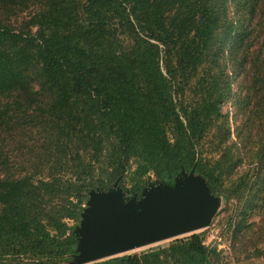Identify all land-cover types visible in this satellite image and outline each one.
<instances>
[{"label": "trees", "instance_id": "1", "mask_svg": "<svg viewBox=\"0 0 264 264\" xmlns=\"http://www.w3.org/2000/svg\"><path fill=\"white\" fill-rule=\"evenodd\" d=\"M192 170L245 214L264 189V0H0V264L75 260L91 190ZM205 240L88 264H227Z\"/></svg>", "mask_w": 264, "mask_h": 264}, {"label": "water", "instance_id": "2", "mask_svg": "<svg viewBox=\"0 0 264 264\" xmlns=\"http://www.w3.org/2000/svg\"><path fill=\"white\" fill-rule=\"evenodd\" d=\"M219 203L194 170L174 185L144 187L140 198L126 199L117 185L110 191L91 190L75 229L79 254L72 264H88L207 228Z\"/></svg>", "mask_w": 264, "mask_h": 264}, {"label": "rangeland", "instance_id": "3", "mask_svg": "<svg viewBox=\"0 0 264 264\" xmlns=\"http://www.w3.org/2000/svg\"><path fill=\"white\" fill-rule=\"evenodd\" d=\"M28 17V13L24 12L16 17H13L11 20L13 23L17 24ZM243 77L244 76H241L240 79H243ZM238 79L236 80L237 82H239ZM238 87L239 83H236L235 90H237ZM239 94L242 96L244 92L239 91ZM223 112H229L232 127H235L237 124H241L245 118L242 112H240V114H238L235 118L236 121H234V116L237 111L234 110V106L231 104V102H228L223 106ZM206 145L208 146V144ZM256 164L257 163L255 162L252 167H254ZM245 167L246 162H244L243 167H241L240 170H244ZM255 179L257 180L256 177ZM156 183L160 182H158L157 179H155L152 175L150 179H147L145 187H150ZM129 186L130 184L128 187ZM262 190H264L262 183L256 181L254 192L258 196L255 198V204L253 208L250 209L247 214H245V209L243 208L244 201L246 199L241 200L240 202H237L236 200L227 201L222 195L218 196L220 198V203L209 227L195 231L205 232L206 244L210 247L217 248L223 257V263L264 264V192ZM135 195L137 196V193L128 191L126 199H129ZM237 205H240V207L237 208ZM241 220H243L242 229L240 232L241 235H238V240L236 241V239H234V235L232 233L233 229L231 227L232 223L237 224ZM246 231L247 234L244 235ZM191 233L193 232L183 234L178 237L187 236ZM241 237L242 239H240ZM172 239H166L150 245L139 247L126 253L139 252L153 246L166 245ZM72 262L73 259L65 262L64 264H72Z\"/></svg>", "mask_w": 264, "mask_h": 264}]
</instances>
